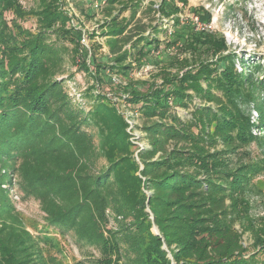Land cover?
<instances>
[{"label":"trees","instance_id":"trees-1","mask_svg":"<svg viewBox=\"0 0 264 264\" xmlns=\"http://www.w3.org/2000/svg\"><path fill=\"white\" fill-rule=\"evenodd\" d=\"M162 1L161 14L179 12L174 0ZM61 5L62 0H39L26 11L19 0H0V264H45L47 232L33 235L23 225L3 186L8 171H16L26 194L41 202L46 231L70 230L77 244L95 245L102 254L97 264H264V219L257 223L247 215L248 193L258 190L252 177L259 163L226 158L253 139L241 102H255L261 124L264 102L255 96L252 74L238 72L232 55L223 53L225 38L196 32L195 25L185 34L175 15V35L166 48L190 45V58H165L170 63L159 71L160 82L121 87L126 105L138 106L145 119L141 130L149 147L137 150L129 122L111 96L91 94L85 112L73 104L57 74L71 43L96 86L108 81L115 89L107 70L128 73L129 58L142 67L160 48V38L146 34L140 18L130 26V19L113 16L118 5L130 7L129 0H105L101 27L114 62L102 63L98 48L90 52L81 43L82 29L67 27L70 15ZM132 5L134 18L141 1ZM7 11L15 13L11 22ZM27 17L37 19L38 31L22 24ZM213 55L219 56L211 60ZM261 89L260 83L257 92ZM194 97L202 104L191 117L172 109L171 102L187 106ZM220 142L224 147L218 150ZM246 231L252 234L249 246L243 243Z\"/></svg>","mask_w":264,"mask_h":264},{"label":"rangeland","instance_id":"rangeland-1","mask_svg":"<svg viewBox=\"0 0 264 264\" xmlns=\"http://www.w3.org/2000/svg\"><path fill=\"white\" fill-rule=\"evenodd\" d=\"M19 1L26 11L37 8L39 3V0ZM129 1L130 7L123 8L118 5V8L113 10V16H118L120 19H130V26L134 25L135 21L140 18L141 22L145 24L146 34L151 33L160 38V48L152 50L151 61L146 62L142 67L136 65V62L129 58L127 63L131 62L133 67L126 74L107 70L109 80H111L112 75L118 78L116 82L110 81L116 85L115 89H112L108 81L102 86H98V84L96 86L95 78L81 65L82 55L72 52L73 45L67 43L70 50L65 57L64 70L58 73L57 77L64 80L63 87L74 105L88 112L92 106L91 94L106 92L118 103L120 110L129 122L128 131L132 134L131 139L136 145V149L149 147V142L144 138V132L141 130V125L145 119L141 118V113L137 109L138 106L135 109H130L126 105L127 94L121 90V87L127 85L128 82L141 80L154 81L155 79L160 82L159 71L162 66H169L170 63L164 61L165 58L174 54L180 56V59L185 55L188 59L190 58V45L186 47L179 45V43L174 45L171 43L170 48H166L167 42H170L175 35V15L180 16L182 26L180 29L185 34H189V31L192 30L190 26L195 25L194 30L196 32L210 30L206 34L225 38L227 49L223 53L232 55L233 65L238 72L245 70L246 74H252L253 80L257 84L255 96L259 95L261 101L264 102V0H174L180 10L170 16L161 14L159 8L163 2L162 0H140L141 5L134 18L132 17L134 11L132 4L136 0ZM97 2L98 5H96ZM150 4L152 10H149ZM104 5L105 0H62L61 7L70 15L67 27L77 26L82 29V34L83 32L87 33V44L81 42L84 47L90 48V52L91 47L98 48L95 51L97 59L102 63L111 64L114 62V58L107 46V36L103 35L101 27L107 14L105 9L103 10L102 6ZM13 17H15L14 12H6V18L9 22L12 21ZM27 18L22 20V24L33 32L38 31L37 19L35 17ZM153 25H157L156 30L152 27ZM54 36L55 34H52L53 40L55 39ZM125 48H130V43H127ZM218 56H210V59L216 60ZM90 63L91 58L88 61V64ZM93 66L92 63L91 67ZM169 68L172 71L176 70V67ZM260 83L262 89L257 92ZM189 92L193 93L191 90ZM170 104L173 107L172 109L179 115L189 118L195 106L202 104V100L194 97L192 100H188L187 106L175 102ZM241 106L246 109L252 123L253 139L247 145L236 148L233 153L226 154V158L227 156L233 158L232 163L238 164L250 161H255L254 164L259 163L260 168L257 167V171L252 177L258 190L248 193L250 195L247 198L252 208L249 209L247 215L254 218L257 223H262L261 219H264V123L261 124L262 115L254 101H243ZM97 141L98 138L96 137L95 142ZM223 147L222 142H220L217 149L220 150ZM99 164H104L103 158ZM4 172H6V169ZM6 173L8 177L3 182V186L8 190L10 200L21 215L23 225L33 235L37 234V230L47 232L44 239H42V253L44 254L43 261L45 264H97L96 262L102 258V254L95 245L77 244L76 236L70 230H63L62 232L46 231L48 226L47 214L43 210L41 202L34 195L26 194L21 185V178L16 171L15 173L13 171ZM110 225L117 228L112 217ZM236 227L242 231L240 223H236ZM153 230L159 233L157 226H154ZM252 241L251 232H244V245L249 246ZM260 259L264 260V253L260 254Z\"/></svg>","mask_w":264,"mask_h":264},{"label":"built area","instance_id":"built-area-1","mask_svg":"<svg viewBox=\"0 0 264 264\" xmlns=\"http://www.w3.org/2000/svg\"><path fill=\"white\" fill-rule=\"evenodd\" d=\"M96 5H98V2L96 3ZM81 42L83 44H87V33L86 32H83V34L81 35ZM90 50V48H88ZM118 78L116 76H113L111 77V80L116 82Z\"/></svg>","mask_w":264,"mask_h":264},{"label":"water","instance_id":"water-1","mask_svg":"<svg viewBox=\"0 0 264 264\" xmlns=\"http://www.w3.org/2000/svg\"><path fill=\"white\" fill-rule=\"evenodd\" d=\"M157 233H158V231H157Z\"/></svg>","mask_w":264,"mask_h":264}]
</instances>
